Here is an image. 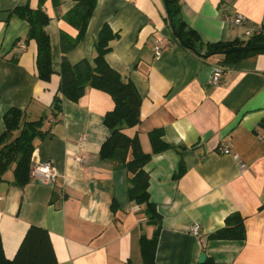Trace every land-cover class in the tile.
I'll list each match as a JSON object with an SVG mask.
<instances>
[{
	"label": "crops",
	"instance_id": "1",
	"mask_svg": "<svg viewBox=\"0 0 264 264\" xmlns=\"http://www.w3.org/2000/svg\"><path fill=\"white\" fill-rule=\"evenodd\" d=\"M97 1L85 37L66 55L71 64L92 60L102 26H110L118 37L106 60L142 97L141 122L126 132L137 133L144 152H151L149 131H163L169 148L145 166L161 218L157 264H198L203 252L219 264H264V52L233 64L223 63L220 53L205 56L208 43L245 39L246 28H264V0H180L182 20L201 38L200 54L174 36L164 0ZM20 4L41 6L50 17L44 29L54 73L48 82L37 77V43L25 42L27 22L12 13ZM73 4L0 0V134L12 107L30 118L50 111L60 84V33L77 34L63 17ZM238 13L244 26L230 25L227 18ZM156 40L164 45L160 56ZM218 64L223 70L212 84ZM62 107L48 135L35 140V163L50 162L55 176L32 175L21 187L9 169L0 182L4 254L15 256L33 224L49 231L55 264H143L139 239L151 236L155 225L143 205L129 200L127 170L98 155L109 134L110 94L90 87L77 102L64 97ZM224 144L229 152H222ZM235 212L245 218V239H208ZM194 223L198 235L191 232Z\"/></svg>",
	"mask_w": 264,
	"mask_h": 264
},
{
	"label": "trees",
	"instance_id": "2",
	"mask_svg": "<svg viewBox=\"0 0 264 264\" xmlns=\"http://www.w3.org/2000/svg\"><path fill=\"white\" fill-rule=\"evenodd\" d=\"M73 6L63 14L69 25L77 29L74 37L65 32L60 33V84L50 105V111L38 118H30L26 109L12 107L4 114L5 130L0 134V182L6 180L4 174L12 169L13 181L19 186L27 185L32 177L31 168L34 161L35 140H43L55 122L61 119L62 102L64 97L77 102L87 89L96 88L108 92L114 107L104 114V125L109 134L101 143L99 158L110 161L115 168L127 170V196L134 204L144 206L148 221L155 225L152 235L145 234L139 239L141 259L143 264H157L155 260L161 218L150 200L148 192L149 172L145 169L153 154L169 148L163 141L162 129L149 131L151 152H144L139 135H128L126 129L137 126L141 122L140 109L142 97L130 78L123 77L106 60L111 50V43L118 33L104 24L95 44V55L92 60L83 58L75 64L67 59V51L74 48L85 37L88 24L93 16L97 0H72ZM180 0H166L168 20L173 28V34L180 43L191 51L200 54L201 38L194 28L182 20L180 15ZM12 13L22 18L28 24L25 42L33 39L37 43L36 68L37 77L48 82L54 73L52 69L51 42L44 29L50 21L41 6L31 8L29 4L16 6ZM188 27V29H186ZM16 43V41H15ZM206 55L221 54L222 62L233 64L247 56L264 52V31L254 32L245 39L219 41L206 45ZM47 123L49 125L47 126ZM245 218L235 212L227 215L223 227L209 234L208 239H245ZM203 264H219L208 258ZM56 256L53 251L49 231L45 227L31 225L26 231L13 258L4 254L3 241L0 235V264H55Z\"/></svg>",
	"mask_w": 264,
	"mask_h": 264
},
{
	"label": "built area",
	"instance_id": "3",
	"mask_svg": "<svg viewBox=\"0 0 264 264\" xmlns=\"http://www.w3.org/2000/svg\"><path fill=\"white\" fill-rule=\"evenodd\" d=\"M245 16H243L242 14H236V15H231L230 17L227 18V21L230 25L233 26H244L246 20H245ZM258 31H264V28L262 29H257L254 30L252 28H246L244 30L245 36H251L254 32H258ZM24 46V44L22 45ZM164 45L163 42L161 40H156L154 45H153V50H155V54L156 56H160L162 53V49H163ZM223 70V66L220 64L215 65L212 69L211 72V77L209 79L210 83L212 84H216L219 82L220 80V75L221 72ZM85 137H82V139H84ZM222 152H229V148L226 144H224L222 146ZM234 158L237 159L238 155L237 154H233ZM239 164L241 165V167H244L245 164H243L242 162H239ZM31 174L34 176H38L40 178H44V179H52L55 176V173L52 169L51 163L50 162H42L41 164H37L34 163L32 168H31ZM200 225L199 223H194L192 228H191V232L193 235H198V231H199Z\"/></svg>",
	"mask_w": 264,
	"mask_h": 264
},
{
	"label": "water",
	"instance_id": "4",
	"mask_svg": "<svg viewBox=\"0 0 264 264\" xmlns=\"http://www.w3.org/2000/svg\"><path fill=\"white\" fill-rule=\"evenodd\" d=\"M164 1H165V3H166V0H164ZM186 29H188V27H187ZM199 258H200V259H199V261H198V264H203V263L205 262V260H206V258H205V253L203 252V253L200 255Z\"/></svg>",
	"mask_w": 264,
	"mask_h": 264
}]
</instances>
